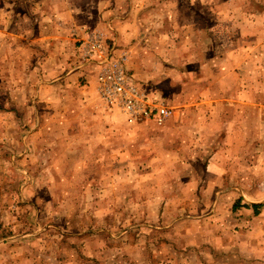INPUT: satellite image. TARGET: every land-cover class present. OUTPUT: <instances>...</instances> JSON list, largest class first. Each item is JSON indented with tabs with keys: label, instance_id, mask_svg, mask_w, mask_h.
Wrapping results in <instances>:
<instances>
[{
	"label": "rangeland",
	"instance_id": "obj_1",
	"mask_svg": "<svg viewBox=\"0 0 264 264\" xmlns=\"http://www.w3.org/2000/svg\"><path fill=\"white\" fill-rule=\"evenodd\" d=\"M0 1V264H264V0ZM102 19L162 125L42 89Z\"/></svg>",
	"mask_w": 264,
	"mask_h": 264
},
{
	"label": "built area",
	"instance_id": "obj_2",
	"mask_svg": "<svg viewBox=\"0 0 264 264\" xmlns=\"http://www.w3.org/2000/svg\"><path fill=\"white\" fill-rule=\"evenodd\" d=\"M126 55L117 54L102 31L91 28L79 48V60L94 70L95 93L101 106L115 110L132 121H150L162 125L173 115L163 99L140 89L124 68Z\"/></svg>",
	"mask_w": 264,
	"mask_h": 264
},
{
	"label": "crops",
	"instance_id": "obj_3",
	"mask_svg": "<svg viewBox=\"0 0 264 264\" xmlns=\"http://www.w3.org/2000/svg\"><path fill=\"white\" fill-rule=\"evenodd\" d=\"M46 1L49 2L50 0H46ZM6 6L8 8H6ZM140 6L141 5L138 4L137 8L140 7ZM16 7L17 6L14 3H12V1H10L9 3L0 1V13H1V11H4V10L8 9L7 12H9L10 14L11 13L13 14V12H15V10H16ZM139 9L140 8L136 9V12H139ZM25 10H26V8H25ZM132 10H133V7L126 14L127 18H130V19L132 18L133 19L134 15L133 16L131 15ZM80 11H78V14L81 13ZM26 13H27V11H26ZM86 13L87 12L81 13V14H83L82 17H84ZM88 13H89V11H88ZM208 15H209V13H208ZM27 17L31 18V13H27ZM136 18H139V13L136 14ZM79 24H80V22H79ZM93 28L102 31L103 34L105 35V37L108 38L107 41L110 40V42L113 43V39L115 40V38H116L117 33H116V31H114V28L112 27V23L109 20H107V19H102L101 21L99 20L98 22H96L94 24ZM0 32L5 33V34L9 33V32H5L2 28H0ZM123 32H125V31H123ZM2 33H0V35ZM125 34H126V32H125ZM74 36L76 37L74 41H78L77 42L78 46H76V52H75L77 54L76 55L77 56V62H76L77 64H76V66H72L70 69L66 68L67 72L64 73V67H66V66L63 63H60V60H59V63H57L56 68H53V69H56V70H52L50 72L51 74H53V76L51 78H49V74H48V65L45 66L46 65L45 63L50 59V47L49 46H50V44H52L54 46V48H58L61 45V40H62L63 36L61 37L60 35H55V34L49 35L48 34V36L42 35V37H40V38H42L41 39L42 41L39 42L38 44L41 46V49L43 51V55L44 56H42L40 62L38 63L39 66H38V69H37V73H35V75H37V76L40 75L41 76L40 81L42 82V84H41L42 89L47 91V93H51V92L53 93L54 91L57 92V93H60L59 91L64 92V93L68 92L67 88H66L68 86L67 84L71 83V81L73 79H75L77 77V75H78V79H79L80 82H82L83 80L85 82H87V85L82 86V88L80 87V89L78 90L79 93L80 94L89 93L90 88H91V92L93 90L92 93H95L94 70L92 69V67H90L87 64H84V62L79 60L80 44L82 42V39H84V37H85V33H84L83 29H79V30L75 31L74 32ZM7 38L8 39L10 38V41H13V39H14L12 37L11 33H9ZM12 44L13 43L11 42V45ZM28 44H30V43H28ZM32 45H34V44H32ZM12 47L14 48V45ZM75 60H76V58H75ZM86 67H89L91 69L90 70L91 73H93V74H90L89 73V69H86ZM81 68H82V70H81ZM27 75L31 76V70L28 71ZM46 83H51V85H46Z\"/></svg>",
	"mask_w": 264,
	"mask_h": 264
},
{
	"label": "trees",
	"instance_id": "obj_4",
	"mask_svg": "<svg viewBox=\"0 0 264 264\" xmlns=\"http://www.w3.org/2000/svg\"><path fill=\"white\" fill-rule=\"evenodd\" d=\"M257 207H259V204L257 203H246V204H242L240 205L239 201H236L232 206H231V211L234 212L236 211L238 208H243V209H247L250 208L252 209V211L255 213L257 211Z\"/></svg>",
	"mask_w": 264,
	"mask_h": 264
}]
</instances>
